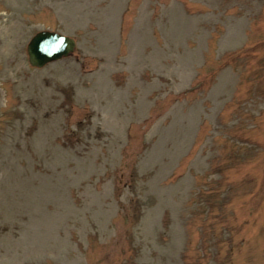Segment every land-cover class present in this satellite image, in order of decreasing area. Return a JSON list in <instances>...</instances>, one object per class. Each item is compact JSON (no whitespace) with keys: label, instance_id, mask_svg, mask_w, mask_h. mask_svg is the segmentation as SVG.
Returning a JSON list of instances; mask_svg holds the SVG:
<instances>
[{"label":"rangeland","instance_id":"rangeland-1","mask_svg":"<svg viewBox=\"0 0 264 264\" xmlns=\"http://www.w3.org/2000/svg\"><path fill=\"white\" fill-rule=\"evenodd\" d=\"M0 264H264V0H0Z\"/></svg>","mask_w":264,"mask_h":264},{"label":"water","instance_id":"water-1","mask_svg":"<svg viewBox=\"0 0 264 264\" xmlns=\"http://www.w3.org/2000/svg\"><path fill=\"white\" fill-rule=\"evenodd\" d=\"M74 39L58 33L42 31L36 34L27 46L29 64L43 69L50 64L69 58L75 52Z\"/></svg>","mask_w":264,"mask_h":264}]
</instances>
